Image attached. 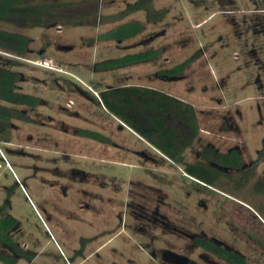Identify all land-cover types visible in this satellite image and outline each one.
I'll return each mask as SVG.
<instances>
[{
	"label": "rangeland",
	"instance_id": "obj_1",
	"mask_svg": "<svg viewBox=\"0 0 264 264\" xmlns=\"http://www.w3.org/2000/svg\"><path fill=\"white\" fill-rule=\"evenodd\" d=\"M137 1L24 0L63 6V25L0 21L30 41L25 55L0 50V63L22 74L18 92L43 100L37 108L1 102L32 120L14 119L10 143L0 144V205L9 199L6 213L18 220L11 237L37 254L17 264H227L192 243L189 235L201 234L264 264V160L256 165L264 148V0H154L161 21L144 11L120 19ZM79 22L87 25H68ZM131 22L145 27L137 37L99 40ZM160 49L154 61L95 71L105 60ZM197 53L183 75L159 74ZM126 85L194 106L200 133L183 164L156 153L105 107L101 92ZM84 130L111 144L79 136ZM208 146L238 149L251 169L224 170L211 188L199 184L184 168Z\"/></svg>",
	"mask_w": 264,
	"mask_h": 264
},
{
	"label": "trees",
	"instance_id": "obj_2",
	"mask_svg": "<svg viewBox=\"0 0 264 264\" xmlns=\"http://www.w3.org/2000/svg\"><path fill=\"white\" fill-rule=\"evenodd\" d=\"M153 1L139 0L134 4H128L119 18L144 11L150 21H161L166 14L163 11H156ZM62 7L60 5L27 6L24 0H0V21L24 29L59 27L63 25L57 20L58 14L64 10ZM68 25L83 27L87 24L79 22L68 23ZM144 29L145 27L138 22L126 23L101 34L99 40L122 42L137 37ZM29 42V38L23 34L0 29V50L2 51L25 55L29 50ZM162 54L163 50L160 49L108 59L96 64L95 71H111L151 62ZM198 54L172 69L160 71L159 74L168 78L183 75L198 58ZM21 80L22 74L0 63V144L10 143L14 119L32 122L22 112L2 105L1 102L30 108H37L43 104L41 98L17 91V84ZM100 98L112 114L140 137L174 163L183 164L185 151L193 145L200 133L193 105L161 91L139 86L108 89L101 92ZM79 136L111 144L109 138L98 132L84 130L79 132ZM201 159L196 163L185 165L184 171L190 177L209 186H214L221 177L227 175L228 172L224 170L247 172L251 169L245 167L238 149L221 153L214 147L208 146L202 151ZM263 160L264 148L259 152L256 165ZM9 206L8 198L3 205H0V245L10 252L8 254L0 251V262L17 264L21 259L33 262L37 254L24 249L11 237V232L18 226V220L6 213ZM189 236L196 247L227 264H249L244 254L215 238L205 234Z\"/></svg>",
	"mask_w": 264,
	"mask_h": 264
},
{
	"label": "crops",
	"instance_id": "obj_3",
	"mask_svg": "<svg viewBox=\"0 0 264 264\" xmlns=\"http://www.w3.org/2000/svg\"><path fill=\"white\" fill-rule=\"evenodd\" d=\"M264 19V18H263ZM131 40V39H130ZM126 41H128V40H126ZM122 42H125V41H122ZM122 42H118V43H122ZM137 53H139V52H137ZM130 54H136V53H130ZM130 54H125L124 56H126V55H130ZM123 57V56H122ZM126 86H139V87H146V88H150V87H148V86H143V85H126ZM121 87H125V86H121ZM121 87H116V88H121ZM108 89H114V88H108ZM108 89H105V90H103V91H106V90H108ZM154 89V88H153ZM102 91V92H103ZM167 94V93H166ZM169 95V94H168ZM170 96H172V95H170ZM173 97H175V96H173ZM175 98H177V97H175ZM178 99H180V100H182V101H184V102H186V103H188L186 100H184V99H181V98H178ZM115 119L123 126V127H125V128H127V129H129V127L125 124V123H123V122H121V120H119L118 118H116L115 117ZM130 130V129H129ZM133 132V131H132ZM137 135V134H136ZM137 137H139V138H141L139 135H137ZM148 146H150V148H152L156 153H158L159 155H161L162 157H164L165 159H167V160H169V161H171L168 157H166L163 153H161L159 150H157L155 147H153L150 143H148L146 140H144L143 138H141ZM171 162H173V161H171ZM261 219H262V221H263V224H264V209H262V215H261Z\"/></svg>",
	"mask_w": 264,
	"mask_h": 264
},
{
	"label": "flooded vegetation",
	"instance_id": "obj_4",
	"mask_svg": "<svg viewBox=\"0 0 264 264\" xmlns=\"http://www.w3.org/2000/svg\"><path fill=\"white\" fill-rule=\"evenodd\" d=\"M199 137V136H198ZM191 179H193L192 177H191ZM193 180H195V181H197L199 184H201V185H203V186H209V185H206V184H204V183H202L201 181H198V180H196V179H193ZM210 188L212 187V186H209ZM237 251V250H236Z\"/></svg>",
	"mask_w": 264,
	"mask_h": 264
},
{
	"label": "water",
	"instance_id": "obj_5",
	"mask_svg": "<svg viewBox=\"0 0 264 264\" xmlns=\"http://www.w3.org/2000/svg\"><path fill=\"white\" fill-rule=\"evenodd\" d=\"M187 175V174H186ZM194 179V178H193Z\"/></svg>",
	"mask_w": 264,
	"mask_h": 264
}]
</instances>
